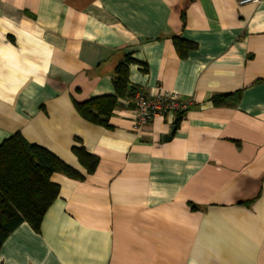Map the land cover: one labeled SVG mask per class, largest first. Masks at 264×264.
Here are the masks:
<instances>
[{
    "label": "crops",
    "instance_id": "obj_1",
    "mask_svg": "<svg viewBox=\"0 0 264 264\" xmlns=\"http://www.w3.org/2000/svg\"><path fill=\"white\" fill-rule=\"evenodd\" d=\"M126 55L132 86L189 103L168 142L176 114L138 135L126 99L108 129L74 108L114 95ZM16 132L84 180L53 175L0 264H264V0H0V144Z\"/></svg>",
    "mask_w": 264,
    "mask_h": 264
},
{
    "label": "trees",
    "instance_id": "obj_2",
    "mask_svg": "<svg viewBox=\"0 0 264 264\" xmlns=\"http://www.w3.org/2000/svg\"><path fill=\"white\" fill-rule=\"evenodd\" d=\"M181 56L193 46L181 40H174ZM135 61L126 55L114 68L112 84L114 95L75 102L74 108L85 121L110 128V118L120 100L131 97L139 90L128 79L129 66ZM229 95L213 99L220 105ZM187 112V111H186ZM186 112H177L174 125L179 127ZM72 153L87 175L95 172L99 159L88 154L83 147H73ZM55 174L69 179L83 181L84 177L65 165L48 150L28 143L19 132L0 144V248L8 236L21 224H28L39 232L42 219L59 195V186L51 181Z\"/></svg>",
    "mask_w": 264,
    "mask_h": 264
},
{
    "label": "built area",
    "instance_id": "obj_3",
    "mask_svg": "<svg viewBox=\"0 0 264 264\" xmlns=\"http://www.w3.org/2000/svg\"><path fill=\"white\" fill-rule=\"evenodd\" d=\"M238 5L258 4L261 0H234ZM131 110V130L142 134L143 130L158 116L186 112L188 102L180 100L179 96L161 87L151 92L137 90L126 99Z\"/></svg>",
    "mask_w": 264,
    "mask_h": 264
},
{
    "label": "water",
    "instance_id": "obj_4",
    "mask_svg": "<svg viewBox=\"0 0 264 264\" xmlns=\"http://www.w3.org/2000/svg\"><path fill=\"white\" fill-rule=\"evenodd\" d=\"M174 131H175V126H171V127L169 128L168 133H167L166 135L163 136L162 140H163L164 142H168V141H170V140H171V137H172V135H173V133H174Z\"/></svg>",
    "mask_w": 264,
    "mask_h": 264
}]
</instances>
